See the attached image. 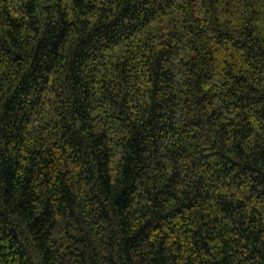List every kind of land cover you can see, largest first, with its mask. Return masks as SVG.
I'll list each match as a JSON object with an SVG mask.
<instances>
[{
    "label": "trees",
    "instance_id": "obj_1",
    "mask_svg": "<svg viewBox=\"0 0 264 264\" xmlns=\"http://www.w3.org/2000/svg\"><path fill=\"white\" fill-rule=\"evenodd\" d=\"M0 264H264V0H0Z\"/></svg>",
    "mask_w": 264,
    "mask_h": 264
}]
</instances>
